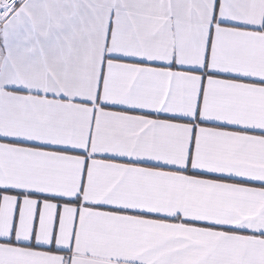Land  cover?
<instances>
[{"label":"snow or ice","instance_id":"6c2138e0","mask_svg":"<svg viewBox=\"0 0 264 264\" xmlns=\"http://www.w3.org/2000/svg\"><path fill=\"white\" fill-rule=\"evenodd\" d=\"M0 264H264V0H0Z\"/></svg>","mask_w":264,"mask_h":264}]
</instances>
